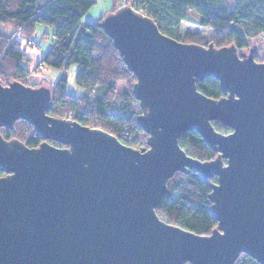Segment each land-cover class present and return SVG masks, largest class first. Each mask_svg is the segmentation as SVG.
I'll use <instances>...</instances> for the list:
<instances>
[{
  "label": "water",
  "instance_id": "1",
  "mask_svg": "<svg viewBox=\"0 0 264 264\" xmlns=\"http://www.w3.org/2000/svg\"><path fill=\"white\" fill-rule=\"evenodd\" d=\"M101 26L136 75L149 149L49 114L50 87L0 82V128L24 119L44 138L29 147L0 133V264H236L242 254L264 264V62L254 48L174 39L130 5ZM211 75L221 98L197 88ZM188 130L217 157L188 155L179 145ZM193 169L217 178L209 198L219 224L207 235L156 213L169 179Z\"/></svg>",
  "mask_w": 264,
  "mask_h": 264
},
{
  "label": "trees",
  "instance_id": "2",
  "mask_svg": "<svg viewBox=\"0 0 264 264\" xmlns=\"http://www.w3.org/2000/svg\"><path fill=\"white\" fill-rule=\"evenodd\" d=\"M96 2L0 0V26L11 24L14 33L21 32L30 44H34L38 23L54 27L55 40L37 62L38 66L64 70L55 86H49L52 89L49 114L107 130L135 149H149V133L138 124L142 108L133 94L136 75L129 70L113 39L101 26L104 16L82 21ZM128 4L155 20L159 29L174 39L206 46L213 43L216 47L234 44L240 52L254 48V56L264 62V0H133ZM121 5H116L112 11ZM188 9L198 12L201 19L196 21ZM13 34L0 31V75L6 77L7 84L18 80L34 87L42 85L29 81L31 70L25 62L31 58ZM73 67H76V85L85 89L82 97L68 92L67 71ZM197 88L209 97L221 98L227 94L213 75L200 79ZM212 124L222 134L232 132L225 123L213 120ZM0 133L5 139H20L29 147H37L44 140L24 119H18L12 129L1 127ZM49 142L64 146L54 140ZM179 145L188 155L202 161L218 155L196 130L183 132ZM3 174L0 171V175ZM216 181V177L203 178L196 169L189 173L176 172L168 181L167 193L156 213L167 223L194 233H212L219 224L210 209L209 198ZM238 264L261 263L244 255Z\"/></svg>",
  "mask_w": 264,
  "mask_h": 264
},
{
  "label": "rangeland",
  "instance_id": "3",
  "mask_svg": "<svg viewBox=\"0 0 264 264\" xmlns=\"http://www.w3.org/2000/svg\"><path fill=\"white\" fill-rule=\"evenodd\" d=\"M132 1L133 0H129V1L127 0L126 2L132 3ZM122 2L123 0H118V1L116 0H97V2L93 6H91L89 8V11L82 17V21L87 22L89 20H98L100 19V17L110 14L113 8L116 5H121ZM188 11H189V15L192 16L196 21L201 19L202 16L198 12L192 11L190 9H188ZM0 31L2 32L4 31L7 34L12 35L14 33V26H12L11 24H4L2 27L0 26ZM54 32H55L54 27L48 24L44 25V24L38 23L37 30L35 33L36 35L34 36V40H33L35 46L34 47L31 46L33 44L29 43V40H27L26 36H21L22 37L21 43L23 45V48L25 49L27 54H29V52L35 51L37 48L38 49L42 48L44 52H47V49H49L50 46H52V42L55 40ZM20 34L21 32H17L15 34L17 40H19L18 35ZM256 43L260 44L259 41H257ZM242 51L249 52L250 49L248 48ZM30 58H31L30 60H27L25 62V66L29 67V69L31 70V73L28 76L29 81L33 84L41 83L42 86L54 87L60 77V74H62L64 70L63 69L58 70V69H55L52 67L51 68L46 67L43 65L38 66L37 62L40 59L38 58L36 59L34 56H30ZM75 71H76L75 68H71L70 71H67L68 92L75 94L77 97H82L85 93V89L80 88L79 86L76 85L75 79H73L75 75ZM0 82L6 85L8 81L6 77L4 78L0 75ZM122 88L124 87L122 86ZM74 89H79L78 94L74 92ZM244 255L245 254H242L240 256V258L236 262L237 264L238 262L241 261Z\"/></svg>",
  "mask_w": 264,
  "mask_h": 264
},
{
  "label": "crops",
  "instance_id": "4",
  "mask_svg": "<svg viewBox=\"0 0 264 264\" xmlns=\"http://www.w3.org/2000/svg\"><path fill=\"white\" fill-rule=\"evenodd\" d=\"M21 36H23V35H18V39L20 40V41H22V37ZM31 46H35L34 44L33 45H31ZM44 54H45V52L42 50V48H37L35 51H33V52H29V54L28 55H30V56H34L36 59L38 58V59H41L43 56H44ZM73 68H75V70H76V67H73ZM75 73H76V71H75ZM73 79H75L76 80V76L74 75V77H73ZM74 92L76 93V94H78V92H79V89H74Z\"/></svg>",
  "mask_w": 264,
  "mask_h": 264
},
{
  "label": "built area",
  "instance_id": "5",
  "mask_svg": "<svg viewBox=\"0 0 264 264\" xmlns=\"http://www.w3.org/2000/svg\"><path fill=\"white\" fill-rule=\"evenodd\" d=\"M127 0H123V2L121 3L122 5H129L128 2H126Z\"/></svg>",
  "mask_w": 264,
  "mask_h": 264
}]
</instances>
